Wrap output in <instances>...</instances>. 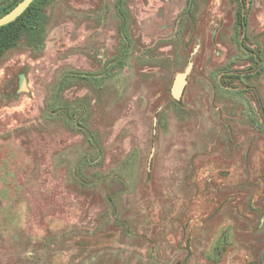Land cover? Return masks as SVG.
<instances>
[{"label": "rangeland", "instance_id": "374dc122", "mask_svg": "<svg viewBox=\"0 0 264 264\" xmlns=\"http://www.w3.org/2000/svg\"><path fill=\"white\" fill-rule=\"evenodd\" d=\"M261 218L264 0H53L0 58V264H258Z\"/></svg>", "mask_w": 264, "mask_h": 264}, {"label": "trees", "instance_id": "16d2710c", "mask_svg": "<svg viewBox=\"0 0 264 264\" xmlns=\"http://www.w3.org/2000/svg\"><path fill=\"white\" fill-rule=\"evenodd\" d=\"M21 1L22 0H17L11 3V5L1 9L0 17L13 9ZM52 1L53 0H35L14 22L0 27V58L18 45L24 33L31 29V25L33 21L37 19L40 11ZM190 3L191 0H189V4Z\"/></svg>", "mask_w": 264, "mask_h": 264}, {"label": "water", "instance_id": "95a60500", "mask_svg": "<svg viewBox=\"0 0 264 264\" xmlns=\"http://www.w3.org/2000/svg\"><path fill=\"white\" fill-rule=\"evenodd\" d=\"M35 0H22L19 2L13 9L7 12L5 15L0 17V27L6 26L14 22L18 17H20L34 2ZM192 67L190 63L188 68L183 72L175 76L172 87H171V96L174 100L178 101L182 97L184 89L187 84V77L189 71Z\"/></svg>", "mask_w": 264, "mask_h": 264}, {"label": "flooded vegetation", "instance_id": "af4514ba", "mask_svg": "<svg viewBox=\"0 0 264 264\" xmlns=\"http://www.w3.org/2000/svg\"><path fill=\"white\" fill-rule=\"evenodd\" d=\"M12 1L10 0H5L3 5V7H7L9 5H11ZM264 227V219H260V222H259V225L257 226L258 231L261 232L263 231L262 228ZM228 241V231H225L222 236L220 237L218 243H217V246L219 247H223L225 245V243ZM221 248L220 250H216L215 252V257L218 256V254H220L221 252ZM254 256H255V259H257L258 261V264H264V234L262 236V233L261 235L259 236V242H258V246H257V250L254 252ZM190 255L189 256H186V260L189 259ZM218 257L215 259V261H217ZM185 260V258H184Z\"/></svg>", "mask_w": 264, "mask_h": 264}]
</instances>
